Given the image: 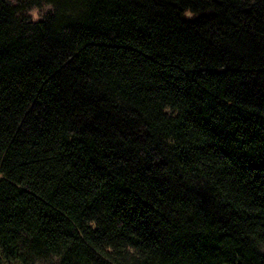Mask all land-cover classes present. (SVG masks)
Segmentation results:
<instances>
[{
	"label": "trees",
	"instance_id": "trees-1",
	"mask_svg": "<svg viewBox=\"0 0 264 264\" xmlns=\"http://www.w3.org/2000/svg\"><path fill=\"white\" fill-rule=\"evenodd\" d=\"M36 262L264 264V0H0V264Z\"/></svg>",
	"mask_w": 264,
	"mask_h": 264
},
{
	"label": "rangeland",
	"instance_id": "rangeland-1",
	"mask_svg": "<svg viewBox=\"0 0 264 264\" xmlns=\"http://www.w3.org/2000/svg\"><path fill=\"white\" fill-rule=\"evenodd\" d=\"M48 9V6H43V8H39V9H32L31 12L34 16V18H36L38 16V13H42L44 10H47ZM34 264H43L42 262H36Z\"/></svg>",
	"mask_w": 264,
	"mask_h": 264
}]
</instances>
